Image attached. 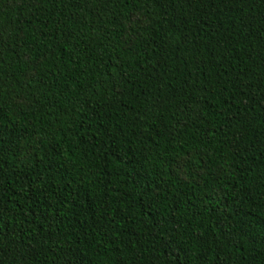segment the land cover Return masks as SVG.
<instances>
[{"label":"trees","instance_id":"1","mask_svg":"<svg viewBox=\"0 0 264 264\" xmlns=\"http://www.w3.org/2000/svg\"><path fill=\"white\" fill-rule=\"evenodd\" d=\"M0 264H264V0H0Z\"/></svg>","mask_w":264,"mask_h":264}]
</instances>
